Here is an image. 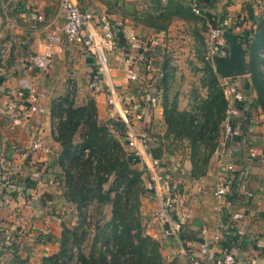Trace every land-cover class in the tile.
<instances>
[{"label": "crops", "instance_id": "0c3cea01", "mask_svg": "<svg viewBox=\"0 0 264 264\" xmlns=\"http://www.w3.org/2000/svg\"><path fill=\"white\" fill-rule=\"evenodd\" d=\"M145 1L76 0V3L82 13L91 15L88 32L103 28L125 36L127 48L119 45L118 40V51L107 56L111 82L119 95H126L144 108V120L138 123V131L143 133L147 143L151 141L148 135L151 129L165 126L160 99L159 105L149 106L142 91L145 84L130 82L128 78L125 58H135L148 41H157L164 50L162 53L170 59L172 78L185 86L194 78L185 63L190 55L187 42L193 38L183 42V34L179 32L181 21L173 22L167 32H157L132 20L135 10L142 9ZM181 1L188 6L190 0ZM257 3L264 4V1L257 0ZM248 6H251L249 0H216L208 13L219 18L222 12L228 11L239 19L240 30L235 34L241 41L256 29L247 21ZM64 19L60 0H0V42L7 49L0 56V192L4 201L0 210V244L10 246L9 256L14 247L25 264H39L44 258L57 254L60 248V219L49 206L55 202V184L59 178L56 173L61 171L52 103L71 97L76 105H82L93 99L99 120L107 123L114 119L106 105V80L84 46L72 47L63 41L54 49L49 72L26 71L29 58L43 51L49 36L63 27ZM225 43L228 45L224 39L221 44L226 55ZM155 59V68L160 72L162 64L157 57ZM155 78L149 76L144 81L148 83ZM198 78L196 76L194 82ZM185 86L180 91L182 94L187 92ZM29 89L44 94L37 101L38 112L30 120L13 126V119L22 118L29 109L25 98H17L16 93L27 94ZM183 96L188 102V94ZM245 99L243 109L250 117L249 127L245 131L237 128L225 149L221 147L216 151L214 164L204 178L187 177L190 161L162 160L165 186L176 197V219L183 222L181 246L147 226L161 206L153 194L147 193L144 198L143 232L163 247L162 255L169 262L178 259L179 264H188L181 249L198 252L200 244L208 243V251L200 257L203 264H222L224 248L235 254V264H264V115L256 108L255 95L245 94ZM181 108L187 109V103ZM229 149L232 154H228ZM251 150L257 154L255 159L249 157ZM230 164L235 166L233 172L227 169ZM245 173L253 199L242 204L239 200L242 194L233 188L228 196L233 206L219 208L214 197L217 185ZM143 179L145 185L147 177ZM46 230L50 231L49 236L45 235ZM215 236L220 240L214 243Z\"/></svg>", "mask_w": 264, "mask_h": 264}, {"label": "trees", "instance_id": "16d2710c", "mask_svg": "<svg viewBox=\"0 0 264 264\" xmlns=\"http://www.w3.org/2000/svg\"><path fill=\"white\" fill-rule=\"evenodd\" d=\"M149 2L151 9L140 12L135 10L132 20L157 32H167L176 20L186 21L195 17L181 0H149ZM215 2L216 0L199 1L203 16L201 18L205 22H212V19L216 18L215 15L208 13ZM247 11V20L256 29L253 33H247L240 41L246 49L249 72L248 77L242 78V89L244 94L255 95L256 108H259L264 115V72L260 70L263 61L260 54L264 50V13L254 15L251 6L247 7ZM124 37L120 32L118 44L127 48ZM157 56L162 64L160 69L162 80L158 90L161 93L162 117L168 128L167 132L190 142L193 164L191 177L193 180H199L208 173L207 171L202 175L198 174L201 170L200 153L202 150L208 152L204 158L207 167L215 149V144L209 145L207 139L210 140L212 134L218 135L220 125H223L226 117L227 102L220 77L211 65L203 63L204 79L201 82V88L207 90V96L199 100L196 111H180L176 99L170 100L167 95V87L172 80L170 59L166 58L165 54ZM68 98L54 101L51 107L52 118L59 119L58 127L55 128V140L61 150V159L59 158L58 163L60 168L65 170L67 202L78 207V210L93 201L98 204L108 203L112 206V218L108 225L109 237L103 245L104 251L100 248L99 254L95 251L87 255L81 250L85 234L82 237L75 232L69 237L62 235L60 253L44 258L39 264H70L72 248L80 251L79 264H179L177 259L171 262L164 259L163 247L143 232L139 201L145 193L142 181L145 172L131 162L124 149L126 134L123 126L114 120L107 123L99 121L93 99H89L85 105L77 108ZM243 105L237 104L239 111H244ZM244 116L245 121L241 126L243 131L249 127L250 123V117L245 113ZM81 128L84 129L81 144L74 146V137ZM110 133L118 134L119 138L115 139ZM148 148L153 160L159 162L160 156L156 149L149 145ZM85 152H90V156L94 155L97 163L91 162L89 156V159H84ZM110 177H113L112 186L110 190L104 192L103 185L108 184ZM164 181L166 182L165 178ZM92 182H95L97 186V194H92L93 187L88 188ZM113 194L114 197H112ZM130 196L134 197L132 207L129 205ZM239 200L241 201L242 198ZM183 233L182 230L181 238H184ZM11 252L13 260L10 264H25L14 247Z\"/></svg>", "mask_w": 264, "mask_h": 264}, {"label": "built area", "instance_id": "2783aa9c", "mask_svg": "<svg viewBox=\"0 0 264 264\" xmlns=\"http://www.w3.org/2000/svg\"><path fill=\"white\" fill-rule=\"evenodd\" d=\"M199 1L190 0L188 8L190 13L195 17H202ZM60 10L64 13L65 23L63 27L55 29V31L49 36L45 42L44 49L41 53L35 54L30 57L26 66V71H39L47 73L53 66L54 49L65 42L72 47L84 46L88 53L94 57L95 63L99 69L100 74L104 77L107 83V97L106 105L110 108L113 116V120L120 123L125 132L124 149L127 152L131 162H134L141 170L145 172L143 176L147 177L145 183V190L149 194H153L158 200L160 211L157 212L149 225L152 228L157 229L161 234L173 242L177 246H181L183 241L181 238L183 230V222L176 219V197L174 194L169 193L165 186L164 181V169L161 163L155 162L149 152L148 145L144 138L143 133L138 131V123L143 122L145 110L137 101L129 100L127 96L119 95L113 88L111 82V74L108 65V55H113L118 51V31L92 29L87 31L88 23L90 22L91 15L82 13L78 7L76 0H60ZM240 28L236 25L232 15H226L218 26L212 28L209 33L208 39L205 42V46L208 52L212 55L211 60L213 63V57L215 56L214 46L215 42L224 39V33L232 31L233 33L239 32ZM7 49L4 44L0 42V56L6 53ZM164 50H161L157 41H148L143 52L137 55L135 58H125L127 64V74L130 82L143 83V95L150 107L159 105V99H161V93L158 90L160 81L162 80V74L155 68L156 57L157 61L160 58L157 55H162ZM261 57H264V52H261ZM208 60V59H206ZM150 77H156L150 84L144 80ZM233 79H221L224 92V97L227 102L225 119L223 121L225 139L221 146L225 149L227 141L233 136L234 131L238 128L241 129L244 120V111H239L237 104L245 103V94L242 89V85H239ZM147 84V85H146ZM17 98L25 100L29 104L28 111L20 119H13L12 125L19 126L22 121H28L32 115L38 112L37 101L39 98H43L44 94L34 89H29L26 94L22 92L16 93ZM244 110V109H243ZM243 116V117H242ZM243 118V120H242ZM232 150H228V154H232ZM249 157L255 159L257 154L255 150L249 152ZM229 172L235 170L234 164L227 166ZM234 181V182H233ZM247 174L243 176L234 177L217 185L214 191V197L216 198L219 208H225L233 206V202L228 199V196L232 194L233 188H237L242 194V204H246L253 199V194L248 191L247 188ZM235 186V187H234ZM4 204L3 198L0 192V210ZM235 205V204H234ZM242 218V217H241ZM50 231L46 230L45 235L49 236ZM220 240L219 236H215L214 243ZM208 243L200 244L198 252L191 249H181L185 254L188 264H203L201 255L208 251ZM236 256L231 252L229 248H224L223 263L222 264H235Z\"/></svg>", "mask_w": 264, "mask_h": 264}, {"label": "rangeland", "instance_id": "374dc122", "mask_svg": "<svg viewBox=\"0 0 264 264\" xmlns=\"http://www.w3.org/2000/svg\"><path fill=\"white\" fill-rule=\"evenodd\" d=\"M251 2V6L253 7L252 11L255 13L257 12V15H261L264 13V4L257 3V0H249ZM264 1V0H260ZM261 6V7H260ZM142 9L137 10L138 12L146 9H151V4L149 0H146L141 5ZM218 8H221L218 5ZM263 13H261V12ZM135 13V12H134ZM220 14V13H216ZM231 15L228 11L222 12L221 17L212 19V22L207 21L205 22L201 17H193L190 20H176L181 21V30L179 31L181 34H183V42H187V38H193V43H188L187 46L190 47V55L185 60V63L187 65V71H189L192 75V77L196 78L198 76V81L194 82L192 80L185 85H181L175 78L170 80V84L167 87V95L170 100L176 99L177 105L180 111L185 110H193L196 111L197 107L199 106V100L205 99L207 96V90L201 88V82L204 79V64L208 63L214 68V64L212 63L211 57L212 55L210 52L207 51L205 42L208 39L209 33L212 30V28H215L218 26L221 22V20L226 16ZM203 17V16H202ZM234 21L236 25L240 28L241 22L235 19V16H233ZM218 19V21H217ZM248 21V20H247ZM175 22V21H174ZM198 38V39H197ZM197 39V41H196ZM202 39V40H201ZM224 39H221L217 42H215L214 51L215 55L219 57H224V49L222 48V42ZM196 42V43H195ZM226 44V43H225ZM192 46V47H191ZM226 49H228V45H224ZM244 47V46H243ZM245 49V47H244ZM246 50V49H245ZM191 57V58H190ZM247 58V57H246ZM202 59V61H200ZM208 59V60H206ZM263 61L260 65V70L264 72V57L262 58ZM202 62V63H201ZM171 66V65H170ZM170 69H173L171 67ZM222 79V78H221ZM155 81V80H154ZM239 85H242L243 82L239 78L236 79ZM150 81H148L149 83ZM153 81L150 82V84ZM222 83V82H221ZM145 86V85H144ZM183 86H185L184 94H188V102H186L185 96L181 97L182 94L180 91L182 90ZM224 85L222 84V88ZM179 90V91H178ZM196 98V101H195ZM69 101L74 103V99L69 97ZM87 102V101H86ZM85 102V104H86ZM162 101L160 102V104ZM187 103V109H182L181 107L183 104ZM82 104V105H85ZM82 105H76L74 103L75 107H80ZM98 117V116H97ZM99 119V118H98ZM101 121V120H99ZM103 122V121H101ZM59 119L55 120V127H58ZM168 128L165 124L164 127H160L159 130L157 129H151L148 133L149 138H151V141H147L148 145L151 146L153 149H156L157 154L160 156L159 162L162 163V160H169L172 159L175 163H183L184 160L190 161L191 169L189 170V174H187V177L192 178L191 175L193 174V164L191 161V146L190 142L185 138H178L175 135L167 132ZM224 127L221 124L220 130L218 132V135L215 134L210 135V140L207 139V143L209 145L215 144V149L213 155L209 159V164L206 167V161H204V158L208 155L207 151L202 150L199 156V164L201 167V170L198 171L199 175L204 174L205 172L209 171V168H211L212 164H214V161H212L213 157L215 156L216 151L221 148V144L223 143L225 139V133H224ZM84 132V129L81 128L76 136L74 137V146H79L81 144V135ZM115 139L119 138L118 134L110 133ZM213 140V141H212ZM120 141V140H119ZM211 141V142H210ZM124 151V150H123ZM89 156L90 161L94 162L96 164V158L94 155L90 156V152H85L84 159H87ZM61 157V155H60ZM88 158V159H89ZM61 159V158H60ZM59 159V160H60ZM65 170L61 168V171L57 172L59 178H57L56 184H55V202L52 205H49L52 207L51 212H57V216H59L60 219V243L62 240V235H67L69 237L74 232L79 236L82 237L83 234H85V238L81 244V250L84 251L87 255L91 252H97L100 253L99 249L102 248L104 251V243L106 242L107 237H109V223L112 218V206H110L108 203H101L98 204L97 202H89L86 205L82 206L81 210H78V207L70 204L67 202V196H68V189L66 185V177L64 175ZM93 181V180H92ZM107 185H103V190L108 191L110 190L112 183H113V177H110L108 180ZM144 183V179H142ZM94 188V191L92 194H97V186H95V182H92V185H88V188ZM145 188V186H144ZM147 192L145 190V193L140 197V203H139V213L141 214V217L144 218V198L146 196ZM114 197V194L112 195ZM130 202L129 205L132 207L134 204V197H129ZM54 208V209H53ZM55 214V213H54ZM141 218V219H142ZM145 234V233H144ZM10 246H6L4 244H0V264H10L11 260H13L12 256H9L8 248ZM59 251V249H58ZM60 253L57 252V254ZM71 262L70 264H79L80 262V251H78L76 248H72L71 250ZM2 256V257H1ZM165 259V258H164ZM178 260V259H177ZM168 261V260H167ZM41 262V261H40ZM180 262V261H179ZM178 262V263H179Z\"/></svg>", "mask_w": 264, "mask_h": 264}, {"label": "water", "instance_id": "95a60500", "mask_svg": "<svg viewBox=\"0 0 264 264\" xmlns=\"http://www.w3.org/2000/svg\"><path fill=\"white\" fill-rule=\"evenodd\" d=\"M223 38L228 43L225 57L215 55L213 64L215 72L223 79L245 78L248 76L246 50L240 44L238 34L225 32Z\"/></svg>", "mask_w": 264, "mask_h": 264}]
</instances>
